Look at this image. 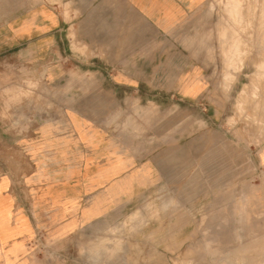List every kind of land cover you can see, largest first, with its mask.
Here are the masks:
<instances>
[{
	"label": "rangeland",
	"instance_id": "rangeland-1",
	"mask_svg": "<svg viewBox=\"0 0 264 264\" xmlns=\"http://www.w3.org/2000/svg\"><path fill=\"white\" fill-rule=\"evenodd\" d=\"M227 1L201 0L166 42L175 72L202 66L206 92L197 101L172 99L169 83L146 87L140 94L155 98L140 99L108 83H47L46 68H7L18 78L3 101L16 113L8 123L33 110L40 127L58 126L86 146L116 141L133 161L115 195L103 194L111 206L99 220L54 245L55 264H264V106L254 107L264 104V85L258 99L241 94L264 62V0H243L238 26ZM235 33L243 51L227 68ZM125 166L118 161L114 174Z\"/></svg>",
	"mask_w": 264,
	"mask_h": 264
},
{
	"label": "crops",
	"instance_id": "crops-1",
	"mask_svg": "<svg viewBox=\"0 0 264 264\" xmlns=\"http://www.w3.org/2000/svg\"><path fill=\"white\" fill-rule=\"evenodd\" d=\"M200 2L0 0V264H55L54 245L99 220L111 206L103 194L115 195L133 162L116 141L86 146L58 126L40 127L33 110L8 123L16 113L3 101L18 78L7 68H46L47 83H108L140 99L155 98L140 94L146 87L169 83L172 99L197 101L206 92L202 66L192 61L175 72L165 47ZM120 160L126 166L114 174Z\"/></svg>",
	"mask_w": 264,
	"mask_h": 264
},
{
	"label": "bare ground",
	"instance_id": "bare-ground-1",
	"mask_svg": "<svg viewBox=\"0 0 264 264\" xmlns=\"http://www.w3.org/2000/svg\"><path fill=\"white\" fill-rule=\"evenodd\" d=\"M242 3H243V0H228L227 1V4H226V6H225V9H226V11H227V13L229 14V16H231L232 17V20H233V25L234 26H236L237 24H240L242 21H243V14H242ZM238 26V25H237ZM237 33H235V34H233V44H231L230 46H229V48L228 49H225V53H226V58H225V65H226V67L227 68H231V67H233V62H234V60L235 59H239L240 58V53L243 51V48L241 47V43H240V38H239V36L238 35H236ZM247 45V44H246ZM263 55V54H262ZM261 59V58H260ZM250 76V75H249ZM226 77H228V76H226ZM254 77V78H253ZM251 78H253V80H252V82H250L249 83V87H248V89H247V86L246 87H244L243 88V90H242V92H241V94L243 95V94H250L249 95V98H250V96H251V98H256L257 96H258V94L261 92H259L258 91V89L260 90V88H258V86H262V85H264V84H262L261 83V85H258V84H260V82H261V80L260 79H264V62H260L259 61V63H258V65H256V71H255V74H253L252 75V77H250V79ZM259 82V83H258ZM263 82V81H262ZM264 87V86H263ZM248 91H247V90ZM264 89V88H263ZM262 90V89H261ZM240 94V93H239ZM262 94V93H261ZM261 94H259V97L258 98H260V96H261ZM242 95H241V97L239 96V98L238 99H240V98H244V96L242 97ZM247 96V95H246ZM245 96V97H246ZM263 99H264V97H263V95L261 96ZM258 98H256V99H258ZM247 99V102H248V98H246ZM245 99V100H246ZM262 99V100H263ZM241 100V99H240ZM243 100V99H242ZM250 100V99H249ZM255 100V99H254ZM261 100V99H260ZM260 100H259V102H260ZM244 101V100H243ZM243 101H241V102H238V107L240 108V107H242L241 106V103L243 102ZM250 101H252V99L250 100ZM247 102H246V105H247ZM249 103V102H248ZM252 103H253V101H252ZM255 103H256V100H255ZM261 103V102H260ZM263 103V102H262ZM250 105H251V103H249ZM243 105H245V103L243 104ZM253 105H254V103H253ZM260 104H258V102L256 103V106H254V107H263L264 106V104H261L260 106H259ZM248 106V105H247ZM261 110V109H260ZM251 114H253V113H251ZM250 116V115H249ZM249 119V118H248ZM259 120H260V118H259ZM229 122V121H228ZM256 125V124H255ZM255 129V128H254ZM247 252V251H246Z\"/></svg>",
	"mask_w": 264,
	"mask_h": 264
}]
</instances>
